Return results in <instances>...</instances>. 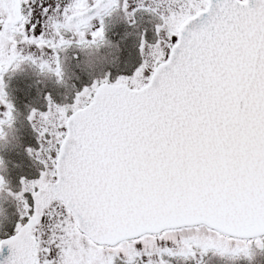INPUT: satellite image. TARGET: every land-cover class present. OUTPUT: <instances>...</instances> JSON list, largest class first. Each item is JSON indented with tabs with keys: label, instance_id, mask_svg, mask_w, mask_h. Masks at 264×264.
Masks as SVG:
<instances>
[{
	"label": "snow or ice",
	"instance_id": "6c2138e0",
	"mask_svg": "<svg viewBox=\"0 0 264 264\" xmlns=\"http://www.w3.org/2000/svg\"><path fill=\"white\" fill-rule=\"evenodd\" d=\"M0 235L2 264L264 257V0H0Z\"/></svg>",
	"mask_w": 264,
	"mask_h": 264
},
{
	"label": "flooded vegetation",
	"instance_id": "af4514ba",
	"mask_svg": "<svg viewBox=\"0 0 264 264\" xmlns=\"http://www.w3.org/2000/svg\"><path fill=\"white\" fill-rule=\"evenodd\" d=\"M25 71L28 73L27 76H25V77H19V78L14 77L13 80H12V82H11V87H12V88L14 87V89H13L14 94L19 93V92L21 91L20 87L16 88L17 81H19L20 83H22L23 80H28V81H30V80H34V79H35V78L31 75V70H30V69H28L27 67H25ZM30 83H32V82H28V83H26V85H27V84H30ZM35 87H36V86L33 85L32 93H34V91H35ZM32 93H26V94H24L25 97H23L24 95H20V96H18V97H17V103H18V105L21 106V107H23L24 104L29 103V102H33V100H34V95H33ZM22 101L24 102V104L22 103ZM34 171H35L34 168H33V169H24L23 172H22V171H19L17 174H12V175L15 177V176H17L18 174H28V173H33ZM13 230H14V229H13ZM3 237H5V236H4V235L0 236V239L3 238Z\"/></svg>",
	"mask_w": 264,
	"mask_h": 264
},
{
	"label": "trees",
	"instance_id": "16d2710c",
	"mask_svg": "<svg viewBox=\"0 0 264 264\" xmlns=\"http://www.w3.org/2000/svg\"><path fill=\"white\" fill-rule=\"evenodd\" d=\"M263 258V257H262ZM213 264H247L246 260L233 261L231 259H214ZM253 264H264V259L253 262Z\"/></svg>",
	"mask_w": 264,
	"mask_h": 264
},
{
	"label": "rangeland",
	"instance_id": "374dc122",
	"mask_svg": "<svg viewBox=\"0 0 264 264\" xmlns=\"http://www.w3.org/2000/svg\"><path fill=\"white\" fill-rule=\"evenodd\" d=\"M32 81H33V80H30V81H28V80H23V82L19 84L20 89L22 88L23 85H26V82H32ZM12 89H14V87H13ZM23 97H25V95H24ZM22 103L24 104L23 101H22ZM23 170H24V169H13V170H12V174H17L19 171H22V172H23ZM33 173H35V174L38 175V173H36L35 171H34ZM13 231H14V230H13ZM0 236H2V235H0ZM263 259H264V257L262 258L261 256H258L254 262H257L258 260H260V262H261V260H263Z\"/></svg>",
	"mask_w": 264,
	"mask_h": 264
},
{
	"label": "water",
	"instance_id": "95a60500",
	"mask_svg": "<svg viewBox=\"0 0 264 264\" xmlns=\"http://www.w3.org/2000/svg\"><path fill=\"white\" fill-rule=\"evenodd\" d=\"M7 252L9 253V255ZM10 255H11V250L8 248V246L5 245L3 248H0V264H2L5 257L10 256Z\"/></svg>",
	"mask_w": 264,
	"mask_h": 264
}]
</instances>
